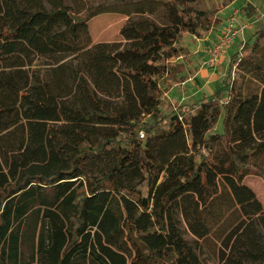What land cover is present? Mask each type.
<instances>
[{
  "label": "trees",
  "instance_id": "16d2710c",
  "mask_svg": "<svg viewBox=\"0 0 264 264\" xmlns=\"http://www.w3.org/2000/svg\"><path fill=\"white\" fill-rule=\"evenodd\" d=\"M234 1L105 0L83 15L0 0V264H31L32 218L41 264H205L188 233L219 242L220 264H264V208L244 181L264 179V22L235 53L226 97L169 96L200 69L186 37L205 39ZM125 5L140 16L125 42L91 45L89 21ZM159 5L165 22L144 17ZM39 57L50 68L29 70ZM236 67L258 93L234 86Z\"/></svg>",
  "mask_w": 264,
  "mask_h": 264
},
{
  "label": "rangeland",
  "instance_id": "374dc122",
  "mask_svg": "<svg viewBox=\"0 0 264 264\" xmlns=\"http://www.w3.org/2000/svg\"><path fill=\"white\" fill-rule=\"evenodd\" d=\"M105 0H64V5L69 7L73 13L78 14H87L93 7L97 6L101 2ZM223 1V0H220ZM251 3L255 6L256 14L253 17L248 16V11L244 10L246 0H238L235 3L234 8L230 11V9L225 12L230 11L229 15L224 19L232 15L235 11L240 12V18L242 21L253 22V28L246 32L244 39L246 41L241 42L238 49L241 48L243 43H247L248 37H250L256 28L260 25L261 22H264V0H250ZM137 7L134 5H125V6H116L107 13H103L93 17L89 21V32H90V42L91 45L102 43V42H125L124 37L121 35V30L123 26L128 21L129 17L137 18L140 17L139 14L136 13ZM166 11L163 6L159 5L154 8L152 13H146L144 17L153 18L159 22H165ZM251 18H254L251 20ZM223 31V30H222ZM192 36L186 37V42L193 53V58L197 61L200 68H208L213 67L216 69L218 74L221 76L220 80L216 85L212 83L211 86H201V88H196L195 84L192 82H188L185 85H179L176 87L174 91L170 94V99L173 103L176 104H185V103H197L205 100V96H211L217 89L222 88L224 85V80L229 74V69L234 61V56L232 57V53H234L235 46L231 45L232 51L229 50L225 52L221 61L217 65H212L210 63V52L209 48L212 46L214 41L209 40L206 42H194L191 40ZM238 41V40H237ZM235 42V45L238 42ZM210 45V46H209ZM71 57H68L69 59ZM66 59V60H67ZM49 59L39 57L35 60L33 66L29 68V70L36 69L38 73H42L45 70L50 68ZM234 86L242 92L243 95H252L258 93L261 90V82L253 76H250L247 73L242 72V70L238 67L234 69L233 72ZM216 86V87H215ZM224 96L226 97L228 94L227 88L223 87ZM226 113L223 111L220 120L214 126L213 132H223L224 131V117ZM18 134L13 130V135L8 137V141H3L2 146L4 149L10 152L12 146L19 145V141L17 138ZM219 151L221 153L224 152L223 145H219ZM245 183L251 187L258 199L261 201L264 208V179L255 176L249 175L244 180ZM42 230V225L37 221L36 218H32L30 221V227H28L27 231V239H26V256L31 264H41V254L38 251V237L39 233ZM186 238L193 246V248L198 252L200 258L205 264H220V244L215 239L210 238L208 240H197L192 234L188 233Z\"/></svg>",
  "mask_w": 264,
  "mask_h": 264
},
{
  "label": "built area",
  "instance_id": "2783aa9c",
  "mask_svg": "<svg viewBox=\"0 0 264 264\" xmlns=\"http://www.w3.org/2000/svg\"><path fill=\"white\" fill-rule=\"evenodd\" d=\"M252 28L253 22L241 21L239 11H235L230 15L226 20V24L220 37L209 48L210 63L212 65H217L221 61L224 53L228 51L236 39Z\"/></svg>",
  "mask_w": 264,
  "mask_h": 264
},
{
  "label": "crops",
  "instance_id": "0c3cea01",
  "mask_svg": "<svg viewBox=\"0 0 264 264\" xmlns=\"http://www.w3.org/2000/svg\"><path fill=\"white\" fill-rule=\"evenodd\" d=\"M236 1L238 0H235L232 4H230L229 6H227L222 12H221V17L223 19L221 25L212 30L205 39H201V40H198V42H206L208 43L209 40L212 39V41H217V39L220 37L221 33H222V30L224 29V26L226 24V20L224 19L225 17H227L230 13V11L234 8L235 6V3ZM230 9V11L228 12H225L226 10ZM254 18H251V20H253ZM242 21V20H241ZM244 22V21H242ZM248 22H251V21H248ZM246 35V33H244L241 37H238L236 39V41L238 42L236 45H235V42H234V46L236 49H234V53H232V57L235 55V53L239 50L238 47L239 45L241 44V42L243 41H246V38L244 39V36ZM211 38V39H210ZM233 45V44H232ZM210 46V45H209ZM211 47V46H210ZM231 48V47H230ZM228 49V53H229V50L232 51V49ZM199 65V64H198ZM221 76L218 74V72L216 71V69H213V67H208V68H200L199 71L194 75L192 76L188 81L182 83L181 85H185L187 84L188 82H192L193 84H195V87L196 88H201V86H211L212 83H214V85L217 84V82L220 80ZM179 86V85H178ZM176 86V87H178ZM176 87H174L171 92L169 93V96L170 94L172 93V91H174L176 89ZM216 87V86H215Z\"/></svg>",
  "mask_w": 264,
  "mask_h": 264
}]
</instances>
